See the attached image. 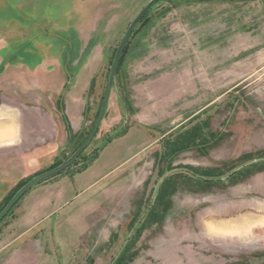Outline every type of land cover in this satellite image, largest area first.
<instances>
[{"label":"rangeland","instance_id":"1","mask_svg":"<svg viewBox=\"0 0 264 264\" xmlns=\"http://www.w3.org/2000/svg\"><path fill=\"white\" fill-rule=\"evenodd\" d=\"M150 1L0 0V118L48 122L0 144V211L89 136ZM137 31L82 158L0 224V264H264V0H165Z\"/></svg>","mask_w":264,"mask_h":264},{"label":"water","instance_id":"2","mask_svg":"<svg viewBox=\"0 0 264 264\" xmlns=\"http://www.w3.org/2000/svg\"><path fill=\"white\" fill-rule=\"evenodd\" d=\"M162 1L165 0H151L145 7L144 9L138 14V16L133 20L131 25L129 26L122 42L120 43V46L118 48L113 66L111 68V72L109 75L108 79V85H107V90L103 102V106L101 109V113L99 115V118L97 120V123L89 136V138L86 140V142L82 145V147L72 156L70 157L67 161H64L62 165H60L58 168L55 170H52L50 172H46L42 175H40L38 178L33 179L30 183H28L25 187H23L17 195L13 198L11 203L7 206V208L1 213L0 215V223L6 218V216L10 213V211L15 207V205L28 193L30 192L33 188L36 186L44 183L45 181L52 179L56 176H59L65 172H67L73 165L74 163L79 159V157L82 155V153L91 145L95 137L97 136L99 129L101 127V124L103 122V119L105 117L108 104L110 101L112 89H113V84L116 79V73L120 64V61L122 59L124 50L133 35L137 25L142 21V19L146 16V14L154 9L156 6H158ZM166 2L169 3V0H166Z\"/></svg>","mask_w":264,"mask_h":264},{"label":"crops","instance_id":"3","mask_svg":"<svg viewBox=\"0 0 264 264\" xmlns=\"http://www.w3.org/2000/svg\"><path fill=\"white\" fill-rule=\"evenodd\" d=\"M45 60L46 59H43L42 58V61H41V64H40L41 67L45 66ZM1 64H2V58L0 57V65ZM12 64H13V62H7V65H9L11 67L13 65H15V64H13V65ZM42 72H44V71H42ZM42 72H41V70H38L36 72H30L29 71V73H31V86L29 88H27V90L25 89L24 91H20V89H19L17 91V93L19 92V94H20L19 96H21L22 98H24V102L25 103L31 102V103H40V104H43V98H42L43 97V92H42V90H43L42 88L43 87L41 86V83H45V81L47 80V77L42 82V80L40 78V73L43 74ZM9 74L11 75L12 73H9ZM46 75H47V73H46ZM1 80H2V82H5L4 77H1L0 76V81ZM52 81L56 82L57 81V78L54 79V76H53L52 77ZM149 113L150 114H154V111L151 110ZM4 123H6V124H4ZM43 123H45L46 124V127H47L48 122L46 121V119H44L43 115H41V114H39L37 112L31 111V110L30 111H26L25 110V113H24L23 117L21 115L19 116L16 113L15 114L12 113L10 116H8V118H2V119L0 118V125L1 124L3 125V126L2 125L0 126V129L3 128L2 130H0V134H2L3 131H5V132H8V130H10V132L11 131H13V132L15 131L14 132V134H15V137L14 138H16V133H17V130H18V126L21 125L23 127V125H24V128H27V129H29L28 127L30 126L31 129L34 131L35 135L38 136V137H41V136H43V134H46V135L48 134L47 131L44 132V133L41 132L42 131V128H44V124ZM7 125H9V126H7ZM54 125H55V132H54V135L53 136H54V139H56L59 136L57 122H55ZM11 126H13V130L9 129ZM15 126H16V128H15ZM48 129L50 131V128H48ZM28 134L30 136V133L26 132V136H28ZM14 138L13 139H10V138L9 139L0 138V144H4L5 146L6 145H13L14 141H12V140H14ZM33 139H35V138H33ZM45 140H47V138ZM46 142L47 141L40 142V141H37V139L32 141V143H33L34 146H43V145L46 144ZM40 155H41V153H40ZM33 226H35V225L34 224L31 225V227H33ZM31 227L28 228L25 232L29 231L31 229ZM12 245H13V243H12ZM9 246H11V244H9Z\"/></svg>","mask_w":264,"mask_h":264},{"label":"trees","instance_id":"4","mask_svg":"<svg viewBox=\"0 0 264 264\" xmlns=\"http://www.w3.org/2000/svg\"><path fill=\"white\" fill-rule=\"evenodd\" d=\"M179 1H182V0H179ZM163 2V1H162ZM170 2H172V0H169V3ZM153 10V9H152ZM152 10L151 11H149L147 14H146V16L142 19V21L137 25V27H136V29H135V31H134V33H133V35L131 36V38H130V40H129V42H128V44H127V46H126V48H125V50H124V53H123V56H122V59H121V61H120V64H119V67H118V70H117V73H116V78L119 76V74H120V71H121V68H122V66H123V63H124V61H125V58H126V56H127V54H128V51H129V48H130V46H131V42H132V39L134 38V36L136 35V33L138 32L137 30H138V26L139 25H141V24H143L144 23V21L148 18V16H149V14L152 12ZM117 51H118V49H117ZM117 51H116V54H117ZM116 54H115V57H116ZM115 57H114V60H115ZM114 60H113V63H114ZM113 63H112V66H113ZM112 66H111V68H112ZM110 72H111V69H110ZM109 75H110V73H109ZM116 79H115V82H114V84H113V88H116ZM108 85V84H107ZM104 98H105V96H104ZM104 98H103V102H104ZM102 106H103V103H102ZM101 109H102V107H101ZM101 109H100V112H99V115H100V113H101ZM99 115H98V117H97V120H98V118H99ZM97 120H96V123H97ZM96 123H95V125H96ZM95 125H94V127H95ZM94 127H93V129H94ZM93 129H92V131H93ZM92 131H91V133H92ZM91 133L89 134V136L91 135ZM89 136L79 145V147L76 149V151L73 153V155L82 147V145L86 142V140L89 138ZM96 138V137H95ZM107 141H106V143H108L110 140H111V138L109 137L108 139H106ZM94 141V140H93ZM88 149V148H87ZM86 149V150H87ZM85 150V151H86ZM85 151L82 153V155L79 157V159L74 163V165L73 166H76L77 165V163H78V161L82 158V156H83V154L85 153ZM97 154H98V152L96 151L95 152V154H94V156H93V159H92V161H94L96 158H97ZM72 155V156H73ZM71 156V157H72ZM63 163V162H62ZM62 163L61 164H59L58 166H56V167H54V168H51V169H49V170H47V171H45V172H43V173H41V174H39V175H37L35 178H38L40 175H42V174H44V173H46V172H50V171H52V170H55L56 168H58L60 165H62ZM250 165H255V164H250ZM72 166V167H73ZM71 167V168H72ZM70 168V169H71ZM70 169L68 170V171H70ZM243 169V168H242ZM242 169H240V170H242ZM240 170H237V171H234L229 177H228V179L229 178H231L232 176H234L235 174H237ZM67 171V172H68ZM66 173V172H65ZM64 174V173H63ZM62 175V174H61ZM57 177V176H56ZM35 178H32L31 180H29V181H27L26 183H24V184H22V185H20L19 186V188L16 190V192L11 196V198L9 199V201L7 202V204L5 205V207L0 211V215H1V213L7 208V206L11 203V201L13 200V198L17 195V193L23 188V187H25L28 183H30L33 179H35ZM55 178V177H54ZM53 179V178H52ZM50 180V179H49ZM48 181V180H47ZM203 181H205V182H213L214 180L213 179H205V180H203ZM220 181V180H219ZM46 182V181H45ZM29 193V192H28ZM27 193V194H28ZM26 194V195H27ZM25 195V196H26ZM24 196V197H25ZM23 197V198H24ZM22 198V199H23ZM21 199V200H22ZM20 200V201H21ZM20 201L15 205V207L20 203ZM14 207V208H15ZM13 208V209H14ZM13 209L10 211V213L13 211ZM10 213L6 216V218L10 215ZM5 218V219H6ZM4 219V220H5ZM4 220L0 223V224H2L3 222H4ZM118 262L119 261H117V262H115L116 264H118Z\"/></svg>","mask_w":264,"mask_h":264},{"label":"bare ground","instance_id":"5","mask_svg":"<svg viewBox=\"0 0 264 264\" xmlns=\"http://www.w3.org/2000/svg\"><path fill=\"white\" fill-rule=\"evenodd\" d=\"M4 113V112H3ZM1 114V113H0ZM6 114V113H5ZM8 116V115H7ZM5 118V117H4ZM2 122V121H1ZM11 122V121H10ZM13 123V122H12ZM4 124H6V123H4ZM2 125V124H1ZM0 125V126H1ZM11 125V124H10ZM3 126V125H2ZM7 126H9V125H7ZM12 127V128H11ZM9 129H11V130H13V126H11ZM8 128V127H7ZM15 128H16V126H15ZM14 128V129H15ZM3 129V128H2ZM2 129H0V130H2ZM6 129V128H5ZM7 130V129H6ZM17 130V129H16ZM2 132V131H1ZM15 132V131H14ZM14 132L13 131H11L10 132V130H8V132H5V131H3L2 132V134H0V138H5V139H13L14 137H15V134H14ZM9 142V141H8Z\"/></svg>","mask_w":264,"mask_h":264}]
</instances>
